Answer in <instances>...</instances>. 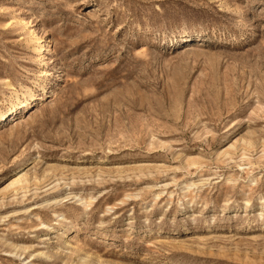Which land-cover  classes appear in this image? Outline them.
<instances>
[{"label": "rangeland", "instance_id": "374dc122", "mask_svg": "<svg viewBox=\"0 0 264 264\" xmlns=\"http://www.w3.org/2000/svg\"><path fill=\"white\" fill-rule=\"evenodd\" d=\"M0 264H264V0H0Z\"/></svg>", "mask_w": 264, "mask_h": 264}, {"label": "bare ground", "instance_id": "6f19581e", "mask_svg": "<svg viewBox=\"0 0 264 264\" xmlns=\"http://www.w3.org/2000/svg\"><path fill=\"white\" fill-rule=\"evenodd\" d=\"M40 48V50L43 48V46H40L39 47ZM44 74H46V73H44ZM33 103V101L32 102H29V103H26L25 105H27V104H32ZM33 105V104H32ZM19 108V104L18 103H16V104H14L13 105V108H12V111H14V113L17 111V109ZM13 113V112H12ZM2 118H5L6 117V115H3V116H1Z\"/></svg>", "mask_w": 264, "mask_h": 264}]
</instances>
